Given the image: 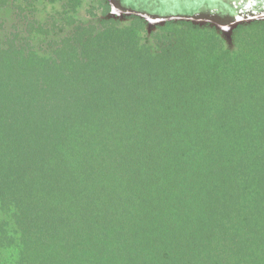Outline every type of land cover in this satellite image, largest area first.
I'll list each match as a JSON object with an SVG mask.
<instances>
[{"label":"trees","instance_id":"1","mask_svg":"<svg viewBox=\"0 0 264 264\" xmlns=\"http://www.w3.org/2000/svg\"><path fill=\"white\" fill-rule=\"evenodd\" d=\"M129 1L0 38V264H264V19L226 47L171 17L238 0Z\"/></svg>","mask_w":264,"mask_h":264},{"label":"rangeland","instance_id":"2","mask_svg":"<svg viewBox=\"0 0 264 264\" xmlns=\"http://www.w3.org/2000/svg\"><path fill=\"white\" fill-rule=\"evenodd\" d=\"M0 1H4V0H0ZM6 1H5L6 2L5 5L3 6L0 5V38L7 35L11 30H13L12 27L16 23L15 16L17 15V13L21 12L22 15L34 17L39 21H43L48 17L58 18L57 16L59 15L57 14H63L64 12V9H62V5L67 4L69 2V0H27L31 2H25L24 0H6ZM78 1L79 4L75 7V12L73 13V17L81 22H93L96 24L97 20L101 18V12L105 10L103 6H99L100 0H78ZM105 1L109 4L110 7L109 11H107L110 17H113L121 25H126L129 23V17L131 13H133V11L129 10L130 9L129 4L133 5L131 1L129 0H125V2L124 0L121 1L105 0ZM259 1H262V3H264V0H238V2H242V6L240 9L237 10L234 7H232V0H221L222 3L224 4L228 3L227 5H231L230 7L235 9L236 13L247 10L248 13L246 12V14H248L249 16L247 15V16H242V18L241 17L232 18L231 15H227L228 16L227 21L220 20L219 22L216 19L203 18L205 14L202 13L199 14L200 6L199 5L197 6V4L194 6L193 9L194 11H196L195 14L191 12L190 14L183 15L182 13H180V11L181 10L184 11L192 8L193 4L188 3L187 6H184L185 4L183 5L180 3L181 5L179 4L176 8H174V12H177V14H174L173 17H171V19L172 20L183 19V20L191 21L194 24L200 26H208L210 28H213L215 32L218 33L224 39L225 46L231 47V43H232L231 33L237 24L249 22L254 19H264V10L257 9L259 7V4L262 5V3H260ZM142 4L143 5L141 7L144 8L142 9V11L144 10L143 12L145 13L141 14V17L145 18L146 20L145 29L147 33H149L151 30H154L158 25L163 24L165 21L171 20V19L160 18V16L154 14L155 12L153 11H156L157 9L161 11L162 6L159 8L157 4L153 3L154 10H152L151 12H147L148 9L145 6L144 2ZM69 7L71 8V6ZM69 7L66 8L67 11L69 10ZM178 7L181 10L178 9ZM251 10H256L255 15L259 14V16H257L256 18L255 17L249 18L250 14L253 15V12ZM59 18H64V17L59 16ZM16 26L19 29L22 28L21 24H18Z\"/></svg>","mask_w":264,"mask_h":264}]
</instances>
